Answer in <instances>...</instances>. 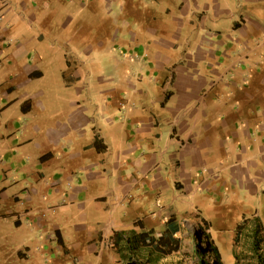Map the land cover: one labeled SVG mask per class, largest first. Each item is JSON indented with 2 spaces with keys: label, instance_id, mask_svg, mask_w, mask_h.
<instances>
[{
  "label": "crops",
  "instance_id": "crops-1",
  "mask_svg": "<svg viewBox=\"0 0 264 264\" xmlns=\"http://www.w3.org/2000/svg\"><path fill=\"white\" fill-rule=\"evenodd\" d=\"M69 1L47 52L32 27L62 0H0V264L40 239L95 264L115 232L210 223L205 193L262 197L264 0Z\"/></svg>",
  "mask_w": 264,
  "mask_h": 264
},
{
  "label": "rangeland",
  "instance_id": "rangeland-1",
  "mask_svg": "<svg viewBox=\"0 0 264 264\" xmlns=\"http://www.w3.org/2000/svg\"><path fill=\"white\" fill-rule=\"evenodd\" d=\"M77 4L78 8L84 6L82 1L77 2ZM72 5L73 3L69 0H62L60 6L55 4L52 7L47 6L40 9L38 17L42 16L41 23L32 28L35 33L36 30H39L46 37H51L46 39L42 47L45 51L50 52L49 46L58 48L54 35L61 37L70 33L71 26L69 24L67 30L62 29L60 25L71 15ZM84 16L85 13L82 17ZM49 78L53 79L51 75H49ZM259 188L262 190V187ZM240 194L234 195L241 196L240 200L238 197H233V194L228 196V199L232 201L230 208L223 211H213L218 203L214 201L212 194L205 193L206 201L198 202L199 204H196V206L201 209L203 217L207 218L211 224H207L208 222L203 220L199 214L197 216H185L182 223V232L175 235L180 242L178 244L167 242L168 245L163 249L164 257L160 259L159 264H200L199 258L202 259V264H264V195L257 198V196H249L246 192H240ZM256 210L260 212V218L252 217L251 219H256L257 222H247L241 226L240 238L235 241L237 228L234 226L233 221L241 214L252 216ZM227 215L231 216L227 217ZM258 220L261 222L259 223ZM163 227V224H161V226L157 225L156 228H153L156 238L162 239L164 237L165 230ZM27 238L29 244L34 243V235L33 237L32 235L27 236ZM43 244L40 239L39 242L30 246L33 255L40 264H55L52 259L49 261L48 251L45 252L46 247L44 248ZM213 245L217 247L220 258L213 253ZM12 246L15 250H18L14 244ZM113 246V236L106 237L101 262H98L100 259L97 260L96 256L92 257L95 264H124L135 259L127 252L125 259L122 261ZM35 248H39L41 251H35ZM169 249H175V251L169 252ZM41 252H45L43 262L39 256Z\"/></svg>",
  "mask_w": 264,
  "mask_h": 264
},
{
  "label": "trees",
  "instance_id": "trees-1",
  "mask_svg": "<svg viewBox=\"0 0 264 264\" xmlns=\"http://www.w3.org/2000/svg\"><path fill=\"white\" fill-rule=\"evenodd\" d=\"M251 218L252 217L248 218L244 216L238 221L239 225L237 224L236 226L237 232L235 241H238L240 238L239 232L241 231V226L247 222H257L256 219ZM258 222L260 223L261 221L258 220ZM167 225H172V228L168 226L165 228L164 237L162 239L155 237L153 229L141 232H137L133 229L115 232L113 235V247L120 255L122 261L125 259L127 252L135 258L130 263L124 264H159L160 259L164 257L163 249L168 245L167 242L170 241L175 244L180 242V240L175 237L180 230L179 224L175 222L174 218H170ZM168 251H175V249H169ZM212 251L216 257L220 258L215 245H213ZM199 260L200 264H202V259L199 258Z\"/></svg>",
  "mask_w": 264,
  "mask_h": 264
}]
</instances>
